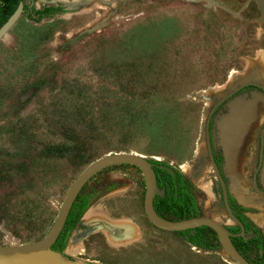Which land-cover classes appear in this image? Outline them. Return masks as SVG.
<instances>
[{"label": "rangeland", "instance_id": "rangeland-1", "mask_svg": "<svg viewBox=\"0 0 264 264\" xmlns=\"http://www.w3.org/2000/svg\"><path fill=\"white\" fill-rule=\"evenodd\" d=\"M43 1L24 0V13L0 40V246L40 240L72 180L112 153L140 155L182 173L187 167L191 175H183L199 216L230 224L216 210L204 121L237 85L264 87V0ZM45 6L60 11L35 22L30 9ZM232 98L253 107L250 119H240L243 128L227 154L221 122ZM230 99L212 115L210 134L221 167L224 148L229 178L223 175L239 200L257 159L264 92L247 86ZM57 140L72 147L55 156L39 153ZM198 171L210 182L211 197L198 187ZM80 191L89 195V208L63 251L54 252L58 260L236 264L210 232L212 248L202 250L153 226L143 213L144 183L134 167L106 168ZM250 208L244 211L253 215L246 217L260 226L264 210Z\"/></svg>", "mask_w": 264, "mask_h": 264}, {"label": "water", "instance_id": "water-1", "mask_svg": "<svg viewBox=\"0 0 264 264\" xmlns=\"http://www.w3.org/2000/svg\"><path fill=\"white\" fill-rule=\"evenodd\" d=\"M44 2L43 0H40ZM50 3H54L51 1ZM259 9L264 14V7L259 5ZM24 13V3L18 2L13 12L6 18V20L0 25V40L6 35L7 31L13 26L17 19ZM247 86H254L264 92V87L253 82H244L236 87L232 88L228 93L218 99L212 107L209 109L205 121H204V149L206 153L207 163L209 164L213 177L219 182L222 189V195L224 200V215L227 219L235 221L232 214L228 209L226 203V194L224 191L223 181L218 172V169L213 161L210 136H209V122L212 114L218 106L226 103L228 99L233 97L242 88ZM264 130V121L260 133V139L262 140V134ZM262 158V151L259 153V162ZM128 165L136 168L143 179L144 183V196H143V213L145 218L156 228L169 231V232H183L199 227H207L212 230L218 240V243L223 252L236 264H249L245 261L232 247L229 241V233L226 228L219 222L210 217L198 216L183 220H167L158 216L153 207L152 200L155 196H162L163 191L159 190L156 186L155 174L153 170V163L140 155L130 153H112L100 157L90 164H88L69 184L64 197L60 203L57 214L49 227L45 235L38 241L22 244L17 246H0V264H92L82 263L77 261H61L54 257L55 253L51 250V246L54 244L56 238L62 230L66 216L69 209L87 181L93 177L96 173L113 166ZM167 172L169 169L162 166H157ZM200 171L196 173L194 178L198 177Z\"/></svg>", "mask_w": 264, "mask_h": 264}, {"label": "trees", "instance_id": "trees-1", "mask_svg": "<svg viewBox=\"0 0 264 264\" xmlns=\"http://www.w3.org/2000/svg\"><path fill=\"white\" fill-rule=\"evenodd\" d=\"M20 1L24 3V0H0V25L13 12L17 3ZM59 11V8L53 6H45L38 10L31 8L29 16H36L34 19L36 22L42 19L51 18L58 14ZM71 147L72 145L65 143V141L57 140V142L51 144V146H44L38 150L39 153L48 156H55L59 152L68 151ZM150 161L155 166H162L170 170V172H167L158 167L153 169L155 173L156 186L159 190L163 191L162 196H155L153 198L152 206L155 213L161 218L173 220L198 217L199 212L191 191L192 185L190 181L184 177L182 172L169 167L166 163L156 160ZM88 200L89 195L84 194L82 191L78 193L69 209L61 232L56 238L54 244L51 246V250L53 252L61 253L63 251L72 228L78 222L79 218L83 217L89 208ZM206 232L211 231L206 227H199L185 230L183 232H179L178 234L191 246L202 250H209L212 247L207 245L209 236Z\"/></svg>", "mask_w": 264, "mask_h": 264}, {"label": "flooded vegetation", "instance_id": "flooded-vegetation-1", "mask_svg": "<svg viewBox=\"0 0 264 264\" xmlns=\"http://www.w3.org/2000/svg\"><path fill=\"white\" fill-rule=\"evenodd\" d=\"M211 118H212V116H211ZM211 118H210V121H211ZM262 125H263V123H262ZM261 129H262V127H261ZM260 133H261V130H260ZM263 135H264V130H263V134H262V140L260 139V134H259L257 159L255 160V163L253 165L251 173L249 174V180L247 182L248 187L245 188L244 191L241 192V194L238 193L241 197L243 196L245 200L250 201V203L252 202L250 204V206H251L250 209H256L257 207H262V210H264V186H263V181H262V177H261V171H262L263 165H264ZM209 136H210V145H211V152H212L213 161H214V163L218 169V172L221 176V179L223 181L224 191L226 194V203L228 205V209H229L230 213L232 214L233 218L235 219V221H231V220L227 219V217L224 215V213H223V211H224V200H223V195H222V189L220 187L219 182L216 181L217 182V204L216 205L218 206V208L216 210L218 212H220L219 215L223 214L224 217L230 222V224H226V222H223L221 224L226 228V230L229 233L228 238H229V241H230L232 247L245 261H247L249 264H264V215H263V220H262L261 225L260 226L256 225V224L252 223V219H248L246 217L248 215H253V214H249L248 213L249 211L248 212L244 211V208H249L250 206H247V205H242V207L238 206L242 203L238 200L237 192L232 193V191H230L231 189L229 190V188L227 187V183L225 181V176L223 175V172H224L225 175L227 176L226 170L224 168L225 167L224 154L221 150L222 156L224 159V167H221V164L219 163L217 155L214 154V152H213V147H212V142H211V134H210V122H209ZM260 150L262 151V158H261V161L259 162ZM121 166H123V165H121ZM155 167H157V166L154 165L153 169ZM199 175H200L199 177L202 176L201 173ZM203 179H204V176H202L201 179H199V180H203ZM89 200H90V197H89ZM89 200H88V202H89ZM235 202H237L238 205H236ZM167 220H173V219H167ZM210 231H211L210 232L211 238L218 243V240H217L215 233L212 230H210ZM183 241L186 242L184 239H183Z\"/></svg>", "mask_w": 264, "mask_h": 264}, {"label": "bare ground", "instance_id": "bare-ground-1", "mask_svg": "<svg viewBox=\"0 0 264 264\" xmlns=\"http://www.w3.org/2000/svg\"><path fill=\"white\" fill-rule=\"evenodd\" d=\"M260 57H261L260 61H261L262 68H264V54L262 56H260ZM260 76L264 80V72H262L260 74ZM245 79H246V77L243 78V82L245 81ZM252 107H253V102L252 101L244 102V101L236 100V99L229 106V113L227 112L228 115L221 122L222 123V129H223L222 131H224V133H223L224 134V138H225L224 141L226 142V146H227L226 147L227 154L229 152V148L232 146V143H234L235 139L237 138L236 137L237 134H239L241 132L242 128H243V123L240 121V119L242 117H249V116L251 117L252 116L251 115ZM250 117L248 119H250ZM248 122H247V124H248ZM242 132H244V130ZM229 133H230V135L228 136ZM231 133H233V135H231ZM228 160L231 161V157H228ZM182 171L186 175H191V172H190V170L187 167H183ZM231 172H232V169H231ZM201 177L195 178L196 179V183H197V185H198V187L200 188L201 191H203L205 194H207L208 197H211L212 194H211L210 182H205L204 181L205 179L199 180V179H201ZM234 181L236 182V180H234ZM262 181H263V185H264V169H263V174H262ZM236 184H237V182H236ZM236 188H238V187H236ZM236 188H235V190H236ZM242 197H239V200L243 204L250 205L252 203V202L250 203V201H247V200L244 199V197L243 198ZM227 222L229 223V221H227Z\"/></svg>", "mask_w": 264, "mask_h": 264}, {"label": "crops", "instance_id": "crops-1", "mask_svg": "<svg viewBox=\"0 0 264 264\" xmlns=\"http://www.w3.org/2000/svg\"><path fill=\"white\" fill-rule=\"evenodd\" d=\"M251 95H253V96H255V97H261V96H259V94H257V93H255V92H252L251 93ZM236 100H241V101H244V102H246L247 100H245V99H242V98H235ZM235 99H233V101L235 100ZM220 147H221V145H220ZM221 150H222V152H223V154H224V157H225V151H224V148L223 147H221ZM225 160H226V157H225ZM227 177H228V175H227ZM229 178V177H228Z\"/></svg>", "mask_w": 264, "mask_h": 264}]
</instances>
